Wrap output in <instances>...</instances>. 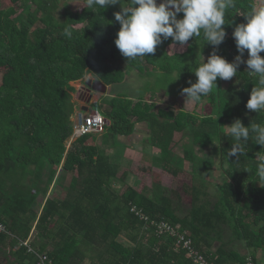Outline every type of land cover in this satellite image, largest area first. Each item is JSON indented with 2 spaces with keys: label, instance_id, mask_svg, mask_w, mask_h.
Listing matches in <instances>:
<instances>
[{
  "label": "trees",
  "instance_id": "trees-1",
  "mask_svg": "<svg viewBox=\"0 0 264 264\" xmlns=\"http://www.w3.org/2000/svg\"><path fill=\"white\" fill-rule=\"evenodd\" d=\"M61 2L0 0V222L7 229L0 233V250L6 246L14 264H37L35 253L46 254L50 264L86 260L88 264H190L183 250H175L174 238L156 236L130 211L133 203L150 219L186 230L194 246L214 264H244L247 257L258 264V251L264 254V187L255 181L258 154L264 148L250 140L240 160L227 157L233 141L222 129L235 118L245 126L264 123V113L245 107L255 85L245 63L234 76L239 85L223 88L218 78L217 88L202 98L198 105L206 102L208 113L158 108L144 95L135 101L124 95L107 96L92 104L108 122L101 143L89 133L66 146L76 107L71 82L90 74L105 86L113 85L130 72L145 69L149 75L157 73L156 83L161 84L147 94L157 89L177 94L190 86L189 81L195 82L192 70L201 55L207 60L216 51L234 60L238 52L232 31L246 22L245 13L255 6L254 0H235L236 6L226 13L230 24L223 26L225 40L218 47L196 37L183 52L170 53L169 38L154 54L133 61L123 57L114 43L120 27L114 17L118 4L100 13L83 6L59 12ZM69 26L71 37L64 34ZM260 55L264 57V52ZM242 59H247L246 51ZM174 73H178L175 80ZM136 123L147 127L148 147L159 150L151 156L152 163L164 174L178 176L185 171V162L191 164L190 181L182 183L190 199L187 214L178 215L174 197L159 180H153L150 188L112 186L114 179L126 182L129 171L110 159L105 146L130 135ZM185 129L188 138L177 139L175 134ZM209 145L212 153L198 156L197 151ZM211 169L222 175L214 183L212 202L205 175ZM141 170L152 178L157 175L144 165ZM68 174L65 193L58 196L55 189ZM225 227L243 242L248 254L222 241ZM20 241H27L35 253Z\"/></svg>",
  "mask_w": 264,
  "mask_h": 264
},
{
  "label": "clouds",
  "instance_id": "clouds-1",
  "mask_svg": "<svg viewBox=\"0 0 264 264\" xmlns=\"http://www.w3.org/2000/svg\"><path fill=\"white\" fill-rule=\"evenodd\" d=\"M72 4L95 13L110 5L120 6L114 13L120 25L114 43L128 61L154 54L156 47L169 38L181 48L196 37H202L204 44L218 47L226 37L223 26L230 24L226 23V13L236 6L235 0H80ZM245 19L246 22L237 24L232 31L238 55L231 62L216 51L206 61L201 55L192 70L195 82L189 81L190 86L181 89L185 103L200 104L214 86L217 88L218 78L227 81L237 77L239 65L245 63L250 79L255 80L245 107L254 113H264V57L260 55L264 52V0L245 13ZM64 34L71 37V26L64 29ZM245 51L246 60L242 59ZM224 135L233 141L226 156L235 157L236 161L245 156L250 140L264 148V123L252 122L245 126L235 118L224 126ZM256 176L255 182L264 187V153L258 154Z\"/></svg>",
  "mask_w": 264,
  "mask_h": 264
},
{
  "label": "rangeland",
  "instance_id": "rangeland-1",
  "mask_svg": "<svg viewBox=\"0 0 264 264\" xmlns=\"http://www.w3.org/2000/svg\"><path fill=\"white\" fill-rule=\"evenodd\" d=\"M79 2H80V0H62V2L60 4L59 12H62L63 8H65V7H67L71 11L79 10V9H81L82 6H77L75 4H72V3H79ZM254 2H255V6H258L260 4V0H254ZM185 47H186V45H184L181 48L179 45L171 44V46L168 47V51L170 53L183 52L185 50ZM205 58L206 57H204V59ZM200 59H201V57H200ZM205 61H206V59H205ZM147 72H150V71L144 69L143 71L141 70L139 72V74L136 71H132L129 74L125 75L121 82L113 84V85H106V91L104 93H102L101 91H98L96 89H93L90 85H88V84H92V82L94 81V78L90 74H87L81 80L71 82V85L75 88L74 92H72V99L76 105V107L74 109V114L77 112H82L85 114V113H90L91 111H94V110H98L92 104L94 102H97V101L101 102L105 97L112 96V95L113 96L114 95H121V96L124 95V96H127V97L133 99V101H135L138 96L144 95V97L148 98V103L151 101H154V102H156L155 104L158 108H164V109L169 108L171 103L174 101L175 98H181L179 105L175 106V108L177 110L182 109L186 112L196 113L199 115H203V114L208 113L210 111V107L206 102L203 105H201V108H200V105L193 106L192 104H190L188 102L185 103V96L182 94V92H179L175 95V94H171L170 92H167L164 89H157L154 93L147 94L146 93L147 90H150L151 88H156L157 86H159V87L161 86L160 83H156L157 73H155L154 74L155 76H154V75H149L150 73L148 74ZM173 75H176V74L174 73ZM0 78H1V74H0ZM231 84L239 85L236 82L234 77L231 80H227V81L221 79V85L223 86V88H227ZM168 85H169V81L166 82L165 84H163V86H168ZM173 86H175V85H173ZM163 88H165V87H163ZM164 103H166V104H164ZM84 107L88 108V110H86V111L83 110ZM71 120H72V118H71ZM107 124H108V122H107ZM225 125H228V124H223V126H222L223 130H224ZM102 131L97 132V133H92L95 136V142L98 144L101 143L100 139H101ZM186 133H187V129L176 133L175 137L177 139L184 138L185 136H187ZM187 138H188V136H187ZM71 141H73V139L67 141V144H66L67 147L70 145ZM119 141L121 143L128 142V141H130V137L120 136ZM87 142H91V138H88ZM145 143H147V142H145ZM180 147L181 146H178L179 151H180ZM105 150H106L107 154L110 156V159L113 162L118 163V165H120L122 167L132 169L133 167L138 166V165H136V161H135L136 159L134 160V158L132 157L131 154H130L129 159H128V157L123 156V150L124 149L122 150V144H119V143L108 144L105 146ZM211 151H212V146L209 145L206 148L199 149L197 151V153H198V156H201V155L210 153ZM151 154H152V152L150 151V148H148V150L142 149V155L144 156V159L147 161L146 164H148L149 162L151 163V161H150V157L152 156ZM137 158H139L138 154H137ZM143 165L146 167H150L149 164L145 165V163H144ZM151 165L154 166V170H157V172H160L162 170L161 167H159V165H156L153 163H151ZM191 168H192L191 164L189 162H185V165H184L185 171L179 173L178 176L167 175V174H164L163 172H160V174H157V172L156 173L154 172L158 176L155 175L152 178V180L156 179V180H159L160 182H162L163 187L170 191L169 195L173 196L175 199L174 205L176 206V208L178 210L179 216H183V215L187 214L189 212V209H190V199H189V197H187L183 193L182 183L190 181L188 179L189 178L188 172L191 171ZM214 170L215 169H211L210 172H207L205 174L207 176V178L209 179L208 191L210 194L209 198H210L211 202L215 200L213 193L216 190V185L214 183L220 182L221 177H222V175H220L217 171H214ZM141 171L139 173H137L138 174L137 176L140 175L141 177H144V174H142ZM215 172H217V175L213 174ZM146 176H148L147 173H146ZM65 177L66 178H64V180L62 182H60L59 185L55 189V192L58 196L64 195L65 188H66V186L68 184V180L70 178V174L66 175ZM129 182H130V171H129V178L126 180V182H120V181L114 179V180H112L111 184L115 189L119 190L123 187V185L128 184ZM135 182L136 181H133L132 184L134 185ZM175 194L178 195L177 199L175 197ZM120 240L125 242L124 238H120ZM222 241L228 242L227 244L229 246L232 245L234 248H237V250L242 254L247 253V250L244 247L243 242L238 240L235 236H233L227 227H225V229L222 233ZM126 243H127V241H126ZM3 249H4L3 251L0 250V264H14L13 262L10 261L11 260L10 256L7 257L8 253L6 250V246ZM257 254H258V256H257L258 257L257 258L258 264H264V254H262L259 251ZM83 264H88V261L86 260Z\"/></svg>",
  "mask_w": 264,
  "mask_h": 264
},
{
  "label": "built area",
  "instance_id": "built-area-1",
  "mask_svg": "<svg viewBox=\"0 0 264 264\" xmlns=\"http://www.w3.org/2000/svg\"><path fill=\"white\" fill-rule=\"evenodd\" d=\"M72 134L70 140H74L84 134L97 133L103 130L106 119L98 110L91 111L90 113L77 112L72 115ZM130 211L140 220L148 224L156 236H165L174 238L175 250H183L185 257L189 260L190 264H214L212 260L206 257L200 250H198L191 237L186 230L181 229L179 225H172L165 220L150 219L141 208L136 204H130ZM0 233H7L5 225L0 222ZM19 245L23 244L28 247L29 252H34L28 245L27 241H20ZM37 257V264H50L46 254L35 253ZM241 264V263H235ZM244 264H256L251 257H247Z\"/></svg>",
  "mask_w": 264,
  "mask_h": 264
},
{
  "label": "crops",
  "instance_id": "crops-1",
  "mask_svg": "<svg viewBox=\"0 0 264 264\" xmlns=\"http://www.w3.org/2000/svg\"><path fill=\"white\" fill-rule=\"evenodd\" d=\"M180 99L181 98H175L170 106L173 107L174 109H176L175 106L179 105ZM164 104H166V103H164ZM146 128L147 127L144 125V123H136L134 131L130 135H127L128 137H130V141L125 142V143H121L119 141V144H122V150L124 149L123 150V156L128 157V159H129L130 154H131L132 157L134 158V160L136 159L135 160L136 165H138V166L133 167L132 169L127 168L128 171H130V182L128 184L133 185L132 184L133 181H136L135 184L133 185L134 188H141L144 185L148 188H150V186H152L153 180H152L151 174L147 173L148 176H146V172L141 171V167L143 166L144 163H145V165L149 164L152 172H155V173L157 172V170H154V166L151 165V163H152L151 157H150L151 163L149 162L148 164H146L147 161L144 159V156L142 155V149L148 150V148H150V151L152 152L151 155L157 154L159 151L158 149H156L154 147H152V148L148 147V144L145 143L147 136H148V132H147ZM123 137H126V136H123ZM137 154L139 155V158H137ZM140 171L143 172L144 177H141L140 175L137 176L138 175L137 173H139ZM214 171L219 172L216 169ZM160 172H162V170ZM160 172H157V174H160ZM217 172H215L213 174L217 175ZM128 178H129V175H128L127 179ZM159 183L162 185V182L159 181Z\"/></svg>",
  "mask_w": 264,
  "mask_h": 264
},
{
  "label": "water",
  "instance_id": "water-1",
  "mask_svg": "<svg viewBox=\"0 0 264 264\" xmlns=\"http://www.w3.org/2000/svg\"><path fill=\"white\" fill-rule=\"evenodd\" d=\"M88 85H90L93 89H96L98 91H101L102 93H104L106 91V86L102 82H100V81L94 80L92 82V84H88ZM83 110L86 111V110H88V108L84 107Z\"/></svg>",
  "mask_w": 264,
  "mask_h": 264
}]
</instances>
